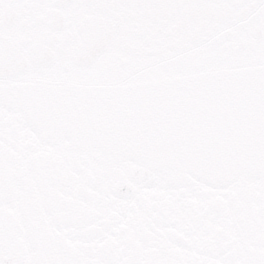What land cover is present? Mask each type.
Segmentation results:
<instances>
[{
	"label": "snow or ice",
	"instance_id": "snow-or-ice-1",
	"mask_svg": "<svg viewBox=\"0 0 264 264\" xmlns=\"http://www.w3.org/2000/svg\"><path fill=\"white\" fill-rule=\"evenodd\" d=\"M0 264H264V0H0Z\"/></svg>",
	"mask_w": 264,
	"mask_h": 264
}]
</instances>
